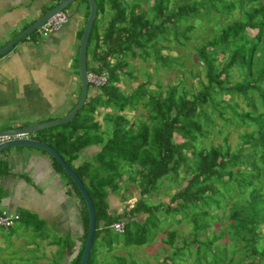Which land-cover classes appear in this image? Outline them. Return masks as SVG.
Listing matches in <instances>:
<instances>
[{
  "label": "trees",
  "instance_id": "obj_1",
  "mask_svg": "<svg viewBox=\"0 0 264 264\" xmlns=\"http://www.w3.org/2000/svg\"><path fill=\"white\" fill-rule=\"evenodd\" d=\"M94 1L96 16L87 40L92 62L87 71L105 74L106 83L93 87L94 92L67 124L37 132L48 137V145L81 180L93 205L95 229L86 264H93L95 249L102 248L106 255L117 248L124 250L126 258L113 256V264H150V260L130 258V250L154 242L157 236L161 254L168 253L154 264H264V234L260 231L264 227V0ZM87 14L88 5L83 25ZM250 31L254 33L249 35ZM190 41L204 74L199 79V71L185 73L197 86L193 91L183 89L180 86L185 77L180 76L164 90L155 81L158 91L152 90V75L157 71L163 74L173 65L182 67L177 63L179 57L161 50L167 52L173 43L179 47ZM218 54L225 56L219 67ZM128 59L151 62L152 72H143L138 80V75L127 69ZM231 68L240 76L236 81ZM121 77L134 86L120 89ZM234 97L248 109L239 110ZM138 103L144 109L139 114L143 119L127 120L123 113ZM208 104L217 110L223 127L235 125L239 129L235 151L230 152L227 143L230 132L222 138L223 146L209 142L207 147H196L214 125L203 110ZM97 108L114 111L105 113L106 128L102 131L93 121ZM92 135L96 136L94 143L100 144L97 154L72 168L77 153L80 158V152L93 144ZM174 136L180 142H174ZM51 164L79 199L83 235L79 251L67 263L78 264L87 211L58 163L51 159ZM124 168L128 173L123 177L130 184L123 185V197L132 184L139 191L138 198L130 208L110 215L105 212L106 193L117 187L116 178ZM5 173L0 171V177ZM165 177L169 185L163 192L169 198L148 201L149 194H161ZM117 221L122 223L119 233L110 227ZM223 221L225 226H217ZM179 225L190 227L189 238L171 228ZM97 238L100 243H96ZM155 253L151 257L157 258Z\"/></svg>",
  "mask_w": 264,
  "mask_h": 264
},
{
  "label": "crops",
  "instance_id": "obj_2",
  "mask_svg": "<svg viewBox=\"0 0 264 264\" xmlns=\"http://www.w3.org/2000/svg\"><path fill=\"white\" fill-rule=\"evenodd\" d=\"M59 1L0 0V48L44 14L48 9L44 7ZM77 10L70 7L68 21L59 30L46 35L36 32L0 55V129L59 119L75 104L79 80L77 71L73 76L71 61L77 55L84 12ZM31 138L49 144L45 134L35 133ZM33 149L37 154H27V147L0 153V171L6 172L0 177V213L18 216L11 227L3 229H14L20 235L17 240H23L25 231L34 237L27 246L34 250L36 245L42 253L33 258L37 264H67L79 251V199L54 170L52 158ZM93 151L82 150L80 161L78 152L72 166L77 168ZM109 196L115 198L108 193L106 203ZM107 209L120 212V208Z\"/></svg>",
  "mask_w": 264,
  "mask_h": 264
},
{
  "label": "rangeland",
  "instance_id": "obj_3",
  "mask_svg": "<svg viewBox=\"0 0 264 264\" xmlns=\"http://www.w3.org/2000/svg\"><path fill=\"white\" fill-rule=\"evenodd\" d=\"M70 5L73 7H76V8L78 7L77 13L79 14V9L84 10V8H86V6H87V3L83 2V1L79 2V0H78L76 2H73ZM105 5H107L106 2H105ZM69 11H70V8H68V7L63 10V12L65 13V15H67V17L69 16L68 15ZM106 19H107V15L103 18L102 21L105 22ZM247 33L249 35H251L254 33V31H250ZM78 39H77V45L79 43ZM168 44H170V43H168ZM77 45L75 44L76 48H77ZM171 47H172V49H170L167 52L164 49H162L161 53L162 54L167 53V55H170L171 57H179L177 63L182 64V67H176L173 65V67L170 70L165 71V73H163V74L160 71H157L155 73V75H152V76H154V78L151 80L152 83H151L150 88L156 92L158 91V89L155 87V84H154L156 81L160 84L162 90H164L166 88V85H168V84L174 85V84H176V82L178 80L181 79L180 76H184L185 81L183 82V85L180 87H182L183 89H186L187 91H193V87L197 86L196 80L187 78L188 75H187V73H185V71L191 70L193 73L199 71V77H198L199 79H202L203 74H204L202 71H200L201 70V64L195 59V56H194L195 49L193 48V42L192 41L187 42L184 46H179V47L175 43H173L171 45ZM90 50H91V45L87 46V52H86V57H87L86 58V67H87V69L89 68V65L92 62L89 58ZM218 56L219 57L216 60V64H217L216 66L217 67H219V65H221L222 61L225 58L224 55L221 56L220 54H218ZM76 57H77V55H76V53H74L73 57H72L73 61H71V64H72L71 69L74 71L73 76H75V77H76L77 66H74V61L76 60ZM126 61L128 62V68L127 69L129 71L135 72V74L138 75V78H139L138 80H140L142 78L140 75L143 72H146L149 74L152 72V68H151L152 63L151 62L144 63V62L140 61L139 59H133V60L128 59ZM110 62H111V60H110ZM231 69H232V71H231L232 79L235 81L238 80V78L240 76H236L237 70H235V68L234 69L231 68ZM123 71H125V69ZM204 82H205V80H204ZM132 86H134V83L132 81L128 80L126 77H121V81L118 84V87L120 89L127 90L128 88L129 89L132 88ZM180 87L178 86V89ZM93 89L94 88L91 87L90 85L88 86L87 96H89L90 92L91 93L94 92L95 89L94 90ZM75 92L76 93L78 92L77 89ZM78 94H79V92H78ZM69 96H70V94H69ZM222 99L225 100V99H227V97L223 96ZM232 100L233 101L236 100L238 102L239 110H247L248 109L247 107L244 106L243 102H241L240 99H238L237 97H234ZM75 101H77V100H75ZM203 110L209 116V118L214 121V125H211V127L208 128L209 133H208L206 139L204 141H200L198 143V145H196V147L197 148L207 147L209 145V142H211L213 145L218 144L220 146H223L224 144H222V138L224 137L226 132H230L227 136V143L229 145L230 152L235 151V148L239 144L237 141V138H236L237 134L239 133V131H238L239 129L235 128L234 127L235 125L234 126L227 125L226 127H223V121L220 120V118L217 114V110H215V109L213 110V108L211 106H209V104L205 105L203 107ZM96 111L97 112L93 115V121H95L99 125L100 131H102L106 128V123H105L106 121L104 120L105 113L113 114L114 111L108 110V109H102V108H97ZM143 112H144V109L142 107V103H138L134 109H132V110L127 109V110H125V112L123 114L127 120L132 121L133 119H136V118L143 119L139 116V114H141ZM224 116H228V114L226 113ZM58 127H60V126H57V128ZM95 135H92L89 137L90 140H93L92 141L93 144L89 145L90 148L86 147L84 149V150H90V149L94 150L92 152V155H91L92 157H88V159H90V158L93 159V156L96 155L98 150H99V148L95 147V146L99 147V145H100V144L94 143L95 137H96ZM103 136H104V139H106L108 137L107 134H104ZM173 139H174V142H180V139H178V137H176V136H174ZM21 148L23 149L24 147H21ZM27 148L29 149V150H25L27 154H31V155L37 154V152H36L37 150L30 148V147H27ZM7 150H9V149H7ZM4 151H6V150H4ZM46 156L43 155V157H45V158H46ZM79 161H80V158H79ZM72 168H75V167L73 166ZM127 173L128 172H127L126 168H124L123 171L119 172V177H122V179H119V177L116 178L115 183H116L117 187L113 186V187H111L110 190H107L106 196L108 193L115 196V198L109 196V198L107 199V203H106L107 207H110L112 209V211L118 210V208H120V212L125 211L127 208H130L133 205L134 201L138 198V192L139 191H138L137 187L133 188L132 184L130 185L131 188H129L128 191L124 192V197H123V192H122L123 185L127 182L130 184V181L125 180L124 178H126V177H123V175L125 176V175H127ZM101 176H103V175H101ZM167 185H169V183L165 177L163 179V182L160 185V188H159V191L161 194L152 193V194H149L148 196H146V199L148 201H151V202L156 201V200H160V201L167 200L169 198V196H167V194L163 192L164 190L168 191ZM176 185H177V183H176ZM110 197H111V199H110ZM229 203H232V201H229ZM107 207H106L105 212L107 214L114 215L115 213L108 212L109 209H107ZM227 211L228 210H225L224 213L226 214ZM120 212L118 211V213H120ZM138 217H139V219H142L141 216H138ZM21 224H23V223H21ZM99 226H100V224H99ZM214 226H216V224ZM217 226L223 227V226H225V222L223 221L220 224H217ZM24 228L25 227L23 226V228H21V229H24ZM171 228L173 230H175V232L177 234H178V232H181V233H183V235H185L187 238H189L187 232L189 231L190 227H188L187 225L186 226L185 225L172 226ZM112 231L115 232L113 229H112ZM260 231H261V233L264 234V227H260ZM165 234L166 233H164V231L161 232V236L164 237ZM82 235H83V230L81 227L80 232H79V241H80ZM17 237H20V235H16V232L14 229L7 230V229L0 228V264H37L36 263L37 259L34 260L33 258L36 257L37 253H39V255L40 254L42 255V253H40V251L36 245H34V250H28V246H27L31 241H33L34 237L26 231L23 234V240L22 239L17 240ZM158 238H160V237L157 236V238L154 240V242H151L150 244L147 243L143 247H140V248H134L133 247V249L130 250L131 253L133 254L130 258L142 259L141 262H143V259L145 261L150 260V262H149L150 264H154L156 261L159 262L161 260V256L164 254H167L168 251L164 252V254H161L162 250L157 245L158 240H159ZM52 239H54V236L52 237ZM100 241H101L100 238L96 239V243H100ZM45 243L46 242L44 241L43 245ZM59 244L62 245V243H60V242H59ZM178 244H179V239L176 241L175 245H178ZM23 246H24V249L22 248ZM166 249L169 250L167 247H166ZM123 251L124 250L117 248V249H114L113 251H111L108 255H106L107 253L104 251L103 248L102 249H95V251H94L95 262L93 264H102L105 262H107L108 264H113L115 262L114 257H119L120 259L121 258L125 259L126 255ZM154 252H156L155 254H156L157 258L151 257L152 255H154ZM51 254H53V253H51ZM136 262L140 263L139 261H136ZM49 264H50V262H49Z\"/></svg>",
  "mask_w": 264,
  "mask_h": 264
},
{
  "label": "water",
  "instance_id": "obj_4",
  "mask_svg": "<svg viewBox=\"0 0 264 264\" xmlns=\"http://www.w3.org/2000/svg\"><path fill=\"white\" fill-rule=\"evenodd\" d=\"M75 0H61L54 7L48 10L46 13L38 17L33 23L28 25L25 29L19 32L11 41L6 43L0 48V55L7 53L17 42L25 38L29 34L36 31V29L49 18H51L55 13L63 11ZM88 5V14L79 38V44L77 49V72L79 80V94L77 101L74 106L68 111L66 115L59 119L49 120L44 122H39L30 125H23L20 127H13L7 129H0V153L7 149H14L19 147H30L36 148L46 152L54 161H56L65 173V175L71 180L73 185L79 192L82 200L84 202L87 211V229L84 239V244L82 248V253L78 264H86L89 250L95 229V213L91 200L83 187L81 180L77 175L68 167L64 160L59 156V154L49 145H46L38 140H34L31 136L37 132L52 127H57L60 125L67 124L72 120L74 115L82 108L87 97V80H86V52H87V40L89 32L92 26V22L96 16V4L94 0H85Z\"/></svg>",
  "mask_w": 264,
  "mask_h": 264
},
{
  "label": "built area",
  "instance_id": "obj_5",
  "mask_svg": "<svg viewBox=\"0 0 264 264\" xmlns=\"http://www.w3.org/2000/svg\"><path fill=\"white\" fill-rule=\"evenodd\" d=\"M68 21L67 15L63 11L55 13L51 18L42 23L36 32L41 35H46L51 32L59 30ZM105 74H96L91 71L86 72L87 85L91 87H98L106 83ZM18 219L17 215L7 214L5 212L0 213V228H9ZM111 228L115 232H121L122 224L119 222L113 223Z\"/></svg>",
  "mask_w": 264,
  "mask_h": 264
},
{
  "label": "clouds",
  "instance_id": "obj_6",
  "mask_svg": "<svg viewBox=\"0 0 264 264\" xmlns=\"http://www.w3.org/2000/svg\"><path fill=\"white\" fill-rule=\"evenodd\" d=\"M36 32V31H35ZM88 86V85H87ZM118 222V221H117ZM116 223V222H115ZM119 223H121V222H119ZM122 224V223H121ZM115 233H119V232H115Z\"/></svg>",
  "mask_w": 264,
  "mask_h": 264
}]
</instances>
